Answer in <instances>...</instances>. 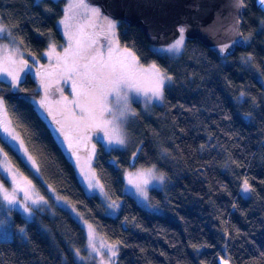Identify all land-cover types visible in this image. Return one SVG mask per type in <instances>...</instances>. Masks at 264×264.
<instances>
[{"label":"trees","instance_id":"trees-1","mask_svg":"<svg viewBox=\"0 0 264 264\" xmlns=\"http://www.w3.org/2000/svg\"><path fill=\"white\" fill-rule=\"evenodd\" d=\"M244 3L248 44L227 58L187 38L179 55L160 52L137 26L120 22V43L172 77L162 103H133L127 125L138 144L137 164L156 165L165 175L164 187L149 192L163 210L157 212L123 188L128 150L99 144L94 166L106 195L88 193L56 129L27 97L41 88L43 69L54 66L49 44L65 43L58 23L66 0H0V20L30 65L22 67L17 89L0 79V94L41 176L1 134L0 146L39 192L49 196L52 188L77 217L117 243L115 264H218L219 256L232 264H264V13L255 0ZM245 181L249 196L242 192ZM106 201L120 202L117 214H109ZM14 214V230L25 225V235L0 239V264H80L75 254L86 233L69 208L56 207L54 216L40 212L45 228Z\"/></svg>","mask_w":264,"mask_h":264},{"label":"rangeland","instance_id":"rangeland-1","mask_svg":"<svg viewBox=\"0 0 264 264\" xmlns=\"http://www.w3.org/2000/svg\"><path fill=\"white\" fill-rule=\"evenodd\" d=\"M76 4L79 3V0H66V6H65V14L63 17L59 20V28L62 31L64 37H65V43L57 45L53 42L49 44V48L47 49V56L53 60L54 66H51L50 68L43 69L42 72V86L40 89H37L33 93H28L27 97L33 102L37 110L46 118L48 119L51 124L56 129L57 138L61 144V146L65 149L66 153L72 158V160L75 163L77 172L80 176L81 181L83 182L86 190L90 194H96L102 197H105L106 192L103 186V190L100 188H89L87 186V181L84 179V173L88 172H94L96 176V181L98 184H101L100 178L98 177L96 173V169L94 166V159L96 156L97 148L99 144H102L106 149H119L121 151H131L130 158L132 156H136V149L137 145H135V142L133 141V138L129 135L128 132V121L130 120L131 116L134 113L133 109V103L139 102L141 103L143 108H147L148 106L154 104V103H162L163 100H158L154 98L151 93L149 92L147 95L143 93H137L135 91H129L128 92V99H127V105L130 109V113L127 114L124 117V123L122 125L123 130L126 134V143L124 145H117V144H108L106 142V139H101L102 133L99 131H94L89 133L91 136V139L88 141L80 140L79 134L77 133L76 129L73 127V120L68 112V109L72 108L73 105H71V101L75 98L76 93L72 92V80L67 79L65 75L64 70V64L62 60H58V56L64 55V49L69 46V38H68V31L70 30L73 34L82 33L86 34L87 40L85 42H88L92 38V33L95 32L96 35L93 40L99 41V46H101V51L107 54L108 47L110 46V43L113 39L110 33H108L105 29V21L103 20V13L100 18L92 16L90 12H88L84 8H73L71 11L68 9L69 4ZM85 3H87L91 7H97L96 5L90 4L85 0ZM68 14L72 17V19L69 21V24L71 25L70 29H66L63 24H61V21L64 20L65 15ZM108 17V16H107ZM110 20L115 22V40L118 41L119 46L121 49L127 48L134 52L131 48L126 47L122 45L118 38V27L120 25L121 20L119 19H113L108 17ZM0 26H4L0 20ZM5 27V26H4ZM7 28V27H6ZM8 29V28H7ZM91 30V31H90ZM8 32L10 35H0V69L2 68H9L17 69L20 68L18 65L19 63H10L9 58L15 61H20L23 58H26L27 53L23 51L21 48L19 42L14 38L10 30L8 29ZM91 33V34H90ZM184 35V34H183ZM186 36L184 35V46H185ZM173 43V42H172ZM170 43V44H172ZM170 44L168 45H159L156 46V49L160 52H166L169 55L177 56L180 54V52L183 50V48L179 52H167L162 51L163 49H166ZM55 48V52H52L51 49ZM135 53V52H134ZM136 55V53H135ZM28 56V55H27ZM138 58V56L136 55ZM33 60H36L34 56H32ZM139 59V58H138ZM152 65H155L157 69H159L161 72H163L156 64H142L139 60V68H140V77L142 79V83L145 88H147L153 78V69ZM28 66L25 65V70L27 71ZM19 77L22 76L21 70L18 72ZM0 79L6 80L8 83L12 85L13 89H17L18 86H13V81L11 76H8L6 73L0 71ZM262 83L264 84V78H260ZM169 81L165 82L164 90L166 85ZM72 89V90H71ZM5 91H9V88H4ZM4 93V92H3ZM2 94V93H1ZM0 94V98H3L4 101V110H0V134L1 137L7 141L15 150V145L18 143V141H12L9 134L5 131H3V123L7 122L10 129L14 130L15 133L21 138V135L17 131L16 127L13 125V122L10 119L4 96ZM47 100V106L41 107L40 102L42 100ZM64 98H67V101H65ZM164 99V97H163ZM124 104V101L120 98H117L114 94L108 98V106L113 109L114 112H119V110L122 108ZM51 109V111H49ZM55 117V118H53ZM108 118H111L110 116ZM61 121L64 126V130L61 131V125L57 124V121ZM65 132L67 133L68 137L70 139H65ZM23 140V139H22ZM71 142L72 147H69V143ZM92 145H95L94 154H92ZM24 146L26 147L25 143ZM0 148H2L0 146ZM27 148V147H26ZM4 151V150H3ZM5 152V151H4ZM17 152V150H16ZM6 153V152H5ZM22 159L27 163V165L36 173L38 176H41L40 169L37 171L36 166H38V163L35 159V157L32 155V153L28 150V154L31 155L35 161L36 165L33 166L30 162L26 160V157L22 154V152H17ZM77 154L79 156V160H77ZM91 156V159L89 157ZM167 156L166 152L164 151L163 157L165 158ZM137 158L135 159L134 163L132 161L128 166L123 167L122 171V180H123V188L126 192L130 193L135 197V199L139 202L140 205L143 207L151 210V211H157L162 212V208L154 205L149 200V192L152 188H163L165 183V175L157 168L156 165L151 166H143L140 164H137ZM7 164L8 167L12 168L15 172V175L13 172L7 171L6 167L4 166ZM39 168V166H38ZM84 169V173L81 172V169ZM149 168H154L155 175H163L164 179L163 182H156L153 181L149 185L146 186V192H147V199H145L144 196H142L132 185L128 183V176L129 174H135L139 170H146ZM0 172L2 177H0V188L7 189L8 194L11 196L13 191H15V198L17 200L16 204H10L6 199H4V193L3 191H0V239H11L14 237L15 233H18L21 236H24L25 232V225L18 226L14 230L13 224L15 222V214L16 212H19L21 216L28 222V221H37L41 228H45L43 222L40 218V212L47 213L50 216L55 215V209L58 206H64L66 208H69L71 212L74 214L75 217H77V212L75 208L66 200H64L62 197H60L52 188L49 187L48 193L49 196L43 195V193L39 192V189L35 185L32 179L27 178L23 175V173L12 163L10 158L7 155V159L3 155H0ZM30 182V184H29ZM26 188L27 195L30 196L33 200H39L40 198H43L42 202L38 204H33L32 200L27 201V205L30 211L24 210V197L25 192L20 191L19 189ZM243 194L245 196H249L250 191H245V186H243ZM246 194H245V193ZM107 202V210L109 214H117L120 202L112 203L110 201ZM114 205V206H113ZM81 224L84 227L85 233H86V243L82 248L76 249V258L80 264H115V259L118 255V245L117 243L111 242L107 240L103 235H101L97 229V227L91 223L87 222L84 219L77 217ZM13 223V224H12ZM88 225H91V229L94 230V239H90L89 237V227ZM95 244V249L91 246L92 244ZM113 251H115V255H113Z\"/></svg>","mask_w":264,"mask_h":264},{"label":"snow or ice","instance_id":"snow-or-ice-1","mask_svg":"<svg viewBox=\"0 0 264 264\" xmlns=\"http://www.w3.org/2000/svg\"><path fill=\"white\" fill-rule=\"evenodd\" d=\"M258 2L264 6V0H258ZM241 6L244 5V0H239ZM73 8H84L92 14V16L100 18L102 16L100 9L97 7H91L85 0H79V3L69 4L68 9L71 11ZM105 23V29L113 37L110 46L108 47L107 54L101 51L98 40L84 41L82 33L73 34L70 30L67 35L69 38V46L64 49V55L58 56V60H62L64 64L65 75L67 79L72 80V88L76 93L75 98L70 102L73 105L72 108L68 109L72 120L73 127L79 134L80 140L88 141L91 139L89 133L99 131L102 133L101 139H106L108 144L124 145L126 143V134L123 130L124 117L130 113V109L127 105L128 92L135 91L137 93H143L147 95L149 92L151 95L158 99L163 100L164 97V85L166 81H171L172 77L167 75L165 72H161L152 65L153 78L150 85L145 88L142 79L140 77L139 59L135 53L131 50L124 48L121 49L118 41L115 40V22L110 20L107 16L102 17ZM72 19L68 14L65 15L64 20L61 24L66 29H70L71 25L69 21ZM179 37L170 44L166 49L162 51L167 52H179L184 46V32L185 28L180 27L178 29ZM0 35H10L8 29L4 26H0ZM55 52V48L51 49ZM10 63H19L20 68L12 69L5 67L0 71L11 76L13 86H18L20 78L18 72L22 70V67L27 64V61H15L9 58ZM120 98L124 101L122 108L119 112H114L112 108L108 106V98L112 95ZM67 101V98H64ZM41 107L47 106V100L40 102ZM0 110H4L3 98H0ZM51 111V109H49ZM111 118H108V117ZM55 118V117H53ZM57 124L61 125V131L64 130L63 123L57 121ZM3 131L7 132L11 137L12 141H18L15 145L17 152H22L26 157V160L33 166L36 165L35 159L28 154V149L24 146V141L15 133L14 130L10 129L8 123H3ZM65 139H70L65 132ZM69 147H72L71 142ZM95 145H92V154H94ZM0 155H3L7 159V153L0 148ZM91 159V156L89 157ZM77 160L79 156L77 154ZM9 172H15L12 168L4 165ZM39 171L38 166H36ZM84 173V169H81ZM154 168L146 170H139L135 174H129L128 183L132 185L142 196L147 199L146 186L156 182H163V175H155ZM84 179L87 181L89 188H100L103 190V185L98 184L94 172L84 173ZM245 191H249L248 182L245 181ZM30 184V182H29ZM20 191L25 192L24 197V210L30 211L27 205L28 200H32L33 204L42 202L43 198L39 200H33L27 195V189L22 188ZM0 191L4 193V199L10 204H16L15 191L10 196L7 189L0 188ZM114 206V205H113ZM89 237L94 239V230L91 229V225H88ZM95 249V244L91 245ZM115 255V251L112 253Z\"/></svg>","mask_w":264,"mask_h":264},{"label":"water","instance_id":"water-1","mask_svg":"<svg viewBox=\"0 0 264 264\" xmlns=\"http://www.w3.org/2000/svg\"><path fill=\"white\" fill-rule=\"evenodd\" d=\"M104 15L137 26L155 46L168 45L185 28L187 39H198L221 58L232 56L237 48H246L242 30L245 3L239 0H86ZM264 13V6L255 0ZM136 156L132 157L134 163ZM218 264H232L218 257Z\"/></svg>","mask_w":264,"mask_h":264},{"label":"flooded vegetation","instance_id":"flooded-vegetation-1","mask_svg":"<svg viewBox=\"0 0 264 264\" xmlns=\"http://www.w3.org/2000/svg\"><path fill=\"white\" fill-rule=\"evenodd\" d=\"M91 31V30H90ZM92 33V38L90 39V40H93L94 39V37H95V35H96V33L95 32H91ZM90 33V34H91ZM83 35V38H84V41H86L87 40V38H86V34L84 33V34H82ZM72 90V89H71ZM72 92H73V94H74V91L72 90Z\"/></svg>","mask_w":264,"mask_h":264}]
</instances>
